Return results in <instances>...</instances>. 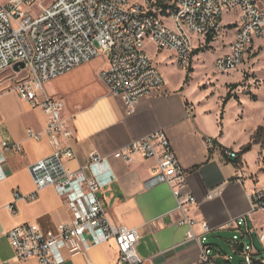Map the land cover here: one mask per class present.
I'll list each match as a JSON object with an SVG mask.
<instances>
[{"label":"built area","instance_id":"obj_1","mask_svg":"<svg viewBox=\"0 0 264 264\" xmlns=\"http://www.w3.org/2000/svg\"><path fill=\"white\" fill-rule=\"evenodd\" d=\"M35 1H0V71L11 68L18 95L43 109L47 116L44 132L53 147L49 155L29 166L36 190L27 195L15 190L14 196L35 200L40 189L54 185L66 198L71 217L50 228L38 222L21 223L8 229L6 235L19 259L35 258L40 264H60L65 251L73 255L87 253L92 246L109 240L116 243L117 264H145L138 250L139 229L113 222L99 195L113 179L106 169L107 157L92 151L79 169L66 166V161L76 156L70 143L74 128L63 117L62 98L47 94L41 97L44 83L103 54L107 66L98 76L112 94L123 99L130 113L141 97L165 91L163 74L145 50L147 41L172 54L177 65L187 69L192 64L193 50L208 36L219 39L226 34L223 16L232 12L236 14L231 20L235 36L228 49L215 57L213 65L218 73H229L239 68L247 50L264 34V0H52L48 4L40 0V10L26 8ZM20 62L24 66L15 70L14 65ZM195 107L194 102H187L189 115ZM27 133L36 139L43 136V131L32 127ZM205 141L208 147H216L239 162L237 150L221 146L210 136ZM9 150L22 152V143L2 140L0 179L8 175L5 165ZM134 154L158 160L148 184L170 185L180 212L178 223L186 226L184 242L200 245L202 264H233L237 255L241 256L240 264H264L263 187H252L250 210L231 222L235 231L229 238L228 252L210 239L214 227L190 213L197 198L185 190L188 171L167 132L156 129L113 152L126 160ZM215 193L214 189L208 196ZM9 207L14 211L12 204ZM254 213L262 215L261 227L251 226L249 217Z\"/></svg>","mask_w":264,"mask_h":264},{"label":"crops","instance_id":"obj_2","mask_svg":"<svg viewBox=\"0 0 264 264\" xmlns=\"http://www.w3.org/2000/svg\"><path fill=\"white\" fill-rule=\"evenodd\" d=\"M232 19L223 21L227 27L224 36L231 34V38L227 42L219 38L222 52L228 49V43L235 36ZM213 40L210 43H215ZM168 56L176 63L172 54ZM106 66L107 59L101 54L44 83L47 95L64 100L63 117L74 128L70 143L76 156L67 160L66 166L79 169L88 162L92 151L107 157L109 166L106 169L112 172L113 179L101 188L99 195L113 222L139 229L138 250L145 264H202L200 245L194 241L184 242L186 226L178 223L180 212L170 185L165 182L148 184L158 160L141 154H134L129 160L113 155L131 140L163 128L179 161L188 171L185 190L197 198L190 213L198 220L206 219L214 227L210 234L212 242L231 251L229 238L235 231L231 222L250 210L252 187L256 184L264 188L260 146L253 144L251 150L241 154L242 147L259 126L246 125L247 99L240 104L238 96L232 97L223 108L224 94L221 101L216 100L214 104L207 91L195 97L188 91V83L184 81L187 73L184 72L174 87L166 84L165 91L141 97L129 113L123 99L112 94L98 76ZM231 79L229 76L224 82ZM3 95L5 92L0 93V97ZM20 99L28 104V109H0V149L4 139L19 141L23 146L22 152H6L8 175L0 179V264H40L35 258L16 256L6 235L8 229L25 222H38L50 228L71 217L66 198L54 185L40 189L35 200L14 196L15 190L25 195L36 190L29 166L53 149L44 132L45 112L40 106ZM189 101L196 105L192 115L186 108ZM28 127L43 131L42 138L29 136ZM208 136L221 146L237 150L241 155L239 162L226 157L216 147H208L205 141ZM214 189L216 193L209 197ZM11 204L14 211L9 207ZM251 216V226L261 227L262 215L254 213ZM196 229L199 230V226ZM237 256L240 258L236 257L235 261L240 262L241 256ZM117 258L116 243L109 240L92 246L87 253L73 255L65 251V259L60 264H117Z\"/></svg>","mask_w":264,"mask_h":264},{"label":"rangeland","instance_id":"obj_3","mask_svg":"<svg viewBox=\"0 0 264 264\" xmlns=\"http://www.w3.org/2000/svg\"><path fill=\"white\" fill-rule=\"evenodd\" d=\"M0 1L7 2L8 0ZM51 1L52 0H43V4H48ZM39 2L40 0H36L31 6H26V8L32 9L33 11L40 10L42 5ZM235 17L236 14L234 15L232 12H226L223 16V21L227 22ZM230 38L231 34L223 36L225 42ZM213 41H215V43L207 45L204 43L200 45L204 47L202 51L194 54L191 64L192 70H189L190 66L187 69L180 68L177 63L172 62L173 57L168 56L169 52L159 50L155 44L150 41L146 42L145 50L159 67L168 87H174L181 81L183 73H188V91L195 97L207 91V94L210 95L209 99L213 104L216 100H220L223 94L225 95L228 90L227 84L229 82H238L239 86L232 89V92L238 96L240 104L243 103V99H247L245 102V113L247 115L245 117L246 125L248 127H256L260 124H264V34L260 38H257L247 50L243 63L239 66L240 69L232 70L229 73H218L214 69L213 61L223 50L220 49V39H214ZM229 76H232L231 81L224 82ZM4 92L6 95L0 97V109H28V104L20 99L15 89V72L11 68L0 71V93ZM45 94L46 90L43 86L41 97ZM252 94H255L257 99H251ZM236 104L237 103L234 105L236 106ZM232 110L235 111L236 108L233 107ZM255 144L260 146L261 149L260 143ZM259 160L262 163L261 154ZM227 251L230 252L229 249ZM236 257H238V259L240 258L239 256ZM233 263L240 264L238 261Z\"/></svg>","mask_w":264,"mask_h":264},{"label":"trees","instance_id":"obj_4","mask_svg":"<svg viewBox=\"0 0 264 264\" xmlns=\"http://www.w3.org/2000/svg\"><path fill=\"white\" fill-rule=\"evenodd\" d=\"M213 40V37L212 36H208L207 37V40H206V45L207 44H210V42ZM203 47L204 46H200V47H197L193 50V54L195 53H198L200 51L203 50ZM193 68L190 66L189 67V70H192ZM188 80V73L186 74L185 76V79L184 81L187 82ZM239 86V83L238 82H233V83H229L227 85L228 87V91L227 93L225 94V96L223 97V103H222V107L224 108L225 104L227 103V101L232 98V97H236L237 96L235 95V93L232 92V89L236 88ZM252 98L253 99H256V95L255 94H252ZM255 143H260L261 145V150H260V154H261V157H262V164H263V168H264V124H260L256 130L254 131V133L252 134L251 136V140L249 142H247L241 149V154L242 153H245L249 150H251L253 144ZM239 153V152H238ZM240 155V153H239ZM241 156V155H240Z\"/></svg>","mask_w":264,"mask_h":264},{"label":"water","instance_id":"obj_5","mask_svg":"<svg viewBox=\"0 0 264 264\" xmlns=\"http://www.w3.org/2000/svg\"><path fill=\"white\" fill-rule=\"evenodd\" d=\"M23 66H24V63H22V62H20V63H16V64L14 65V69H15V70H18L20 67H23ZM242 247H243V243L240 244V249H242Z\"/></svg>","mask_w":264,"mask_h":264}]
</instances>
